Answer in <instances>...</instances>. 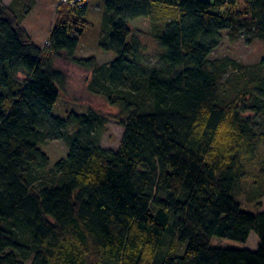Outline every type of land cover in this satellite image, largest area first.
I'll list each match as a JSON object with an SVG mask.
<instances>
[{
  "label": "trees",
  "instance_id": "1",
  "mask_svg": "<svg viewBox=\"0 0 264 264\" xmlns=\"http://www.w3.org/2000/svg\"><path fill=\"white\" fill-rule=\"evenodd\" d=\"M84 4H57L44 45L0 0V264H264V57L212 58L221 31L264 42V0H105L104 51L78 57L92 25ZM150 18V61L129 25ZM63 59L91 72L89 89L120 109L53 115ZM65 140L51 166L41 145ZM252 249L213 245L214 237Z\"/></svg>",
  "mask_w": 264,
  "mask_h": 264
},
{
  "label": "rangeland",
  "instance_id": "2",
  "mask_svg": "<svg viewBox=\"0 0 264 264\" xmlns=\"http://www.w3.org/2000/svg\"><path fill=\"white\" fill-rule=\"evenodd\" d=\"M9 2L11 0H3ZM58 0H13V7L24 15L23 25L28 29L34 41L38 45H44L50 29L56 18V5ZM214 1V0H208ZM105 8V0H91L87 8V17L92 25L81 36L76 51L78 57L95 56L99 63H108L116 57L110 51H104L99 44L102 32V18ZM129 25L138 34L143 43L150 61L156 60L158 45L153 37V28L150 18L138 17ZM222 41L220 46L211 55L212 58L230 56L250 66L257 65L264 57V42L260 39L248 40L241 38L231 42L226 37V30L221 31ZM57 69L65 72L67 80L60 88V95L53 108V115L66 116L70 111L87 112L91 107L109 118L102 136L101 145L106 149H117L124 133V126L120 123V109L111 105L103 96L94 94L89 89L91 72L78 65L58 59L54 63ZM49 155L51 166L67 156L69 147L65 140L51 139L41 145ZM247 209L252 212H264V199L262 206L257 208L255 204H247ZM213 245L224 248L252 249L258 247L259 237L253 232L247 242L233 239L214 237Z\"/></svg>",
  "mask_w": 264,
  "mask_h": 264
},
{
  "label": "built area",
  "instance_id": "3",
  "mask_svg": "<svg viewBox=\"0 0 264 264\" xmlns=\"http://www.w3.org/2000/svg\"><path fill=\"white\" fill-rule=\"evenodd\" d=\"M84 0H58L57 4H71V5H80L82 6L84 4Z\"/></svg>",
  "mask_w": 264,
  "mask_h": 264
},
{
  "label": "crops",
  "instance_id": "4",
  "mask_svg": "<svg viewBox=\"0 0 264 264\" xmlns=\"http://www.w3.org/2000/svg\"><path fill=\"white\" fill-rule=\"evenodd\" d=\"M2 1H3V0H2ZM12 2H13V0H11V1H9V2H4V1H3V3H5V4H7V5H11Z\"/></svg>",
  "mask_w": 264,
  "mask_h": 264
}]
</instances>
